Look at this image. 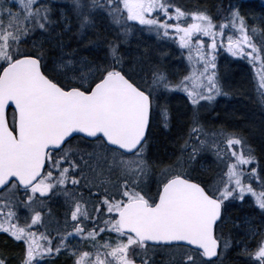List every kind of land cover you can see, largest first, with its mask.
Instances as JSON below:
<instances>
[{"label": "snow or ice", "instance_id": "1", "mask_svg": "<svg viewBox=\"0 0 264 264\" xmlns=\"http://www.w3.org/2000/svg\"><path fill=\"white\" fill-rule=\"evenodd\" d=\"M0 264H264V0H0Z\"/></svg>", "mask_w": 264, "mask_h": 264}]
</instances>
